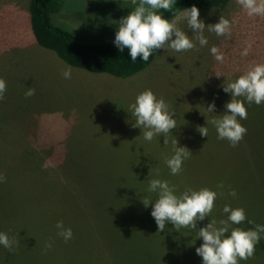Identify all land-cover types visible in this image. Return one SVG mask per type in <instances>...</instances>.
I'll return each mask as SVG.
<instances>
[{
    "label": "rangeland",
    "instance_id": "obj_1",
    "mask_svg": "<svg viewBox=\"0 0 264 264\" xmlns=\"http://www.w3.org/2000/svg\"><path fill=\"white\" fill-rule=\"evenodd\" d=\"M83 1L86 5L90 0H73L72 10H66L59 22L73 26L79 36L88 32L111 41L120 19L134 8L131 0H93L86 5L93 6L90 12L103 6L105 15L87 31ZM28 2L0 0V78L7 85L0 101V175L6 177L0 183V232L19 241L14 252L0 245V264H19L13 255L18 250L25 256L22 264H112V255L116 264H203L196 254L203 243L199 229L211 219L217 224L227 219L225 205L247 212L246 221L232 228H254L249 220L264 225V107L257 108L256 119L240 121L247 134L236 147L226 139L224 147L211 144L218 136L211 120L221 105L215 104L213 113L206 110L212 103L209 94L217 95L215 100L221 95L231 99L222 85L253 65L264 64V16H249L237 0L200 11L206 26L218 23L221 15L234 21L231 35L217 36L205 29L206 46L197 43L183 52L166 46L150 67L117 77L69 65L37 44L29 29ZM178 26L192 35L183 18ZM249 44L248 55H242ZM213 46L223 53L222 63L212 55ZM69 66L71 78L65 79L63 72ZM30 87L35 95L26 98ZM149 89L175 111L177 126L167 135V145L163 135L149 142L141 128L132 126L136 118L130 105ZM199 127L208 128V137L200 134ZM175 139L193 153L178 175H172L166 164L174 155ZM122 170L124 174L115 180L113 172ZM135 170L146 175L138 191L126 183L136 181ZM152 179L169 181L177 194L205 187L219 191L216 186L223 183L224 195L217 197L210 216L197 221L196 229L177 232L168 224L157 233L153 205L146 208L142 202L158 199V193L148 191ZM233 189L235 197L229 195ZM60 220L73 230L68 242L57 235ZM118 221L127 224L124 235L105 252L94 241L113 239ZM49 243L52 247L45 251ZM102 252L105 262L99 257ZM238 264H264V234L254 257Z\"/></svg>",
    "mask_w": 264,
    "mask_h": 264
},
{
    "label": "clouds",
    "instance_id": "obj_2",
    "mask_svg": "<svg viewBox=\"0 0 264 264\" xmlns=\"http://www.w3.org/2000/svg\"><path fill=\"white\" fill-rule=\"evenodd\" d=\"M131 3L135 7L120 19L114 44L121 52L127 48L133 61L142 56L143 61L147 62L154 51L165 49L166 46L176 52L192 50L197 43L204 47L208 44L204 35L205 29L217 36L231 35L234 21L221 15L218 23L206 26L200 19V10L195 5L184 9L182 15L173 13L172 18L168 19L161 10L172 11L176 0H131ZM237 3L249 16H264V0H237ZM182 18L186 20L192 35L178 26ZM250 49L251 44L244 49L242 55L247 56ZM211 53L217 61H224V55L217 46L211 48ZM71 73L72 68L69 66L63 72L64 78L70 79ZM222 87L224 92L231 93V100L226 103L223 114L219 118L214 117L211 123L218 133V139H226L232 147H236L247 134V128L240 123L248 116L245 102L248 106L253 102L258 106L264 103V64L253 65L238 79L229 81ZM6 91V81L0 78V101L5 99ZM33 95L35 89L28 88L25 97ZM215 109V102L206 107L208 113L215 112ZM130 111L136 118L132 126L142 129L145 140L150 142L154 137L163 135L164 144L167 145V135L176 128L177 121L173 118L175 111L171 110L164 98H158L150 89L145 90L130 105ZM198 131L202 136L208 137L207 127H199ZM172 144L174 155L166 160V164L172 175H178L182 171L183 162L193 153L187 147L178 146L177 139L173 140ZM2 182H6V177L0 175V183ZM216 187L219 191L205 187L200 190L187 189L177 194L176 186L170 185L169 181L152 179L148 191L158 193V199H142V202L146 208L153 205L151 215L158 226L157 233L164 232L168 224H172L177 232L182 228L196 229L197 221L210 216L215 200L224 195L223 183ZM229 195L235 197V189L231 190ZM223 212L228 214L227 219L220 220L218 224L211 219L206 227L199 229V238L203 239V243L196 248V254L202 257L203 264H238L239 260L253 258L256 246L264 234V225L255 224V221L251 220L248 223L254 224V228L245 230L242 227H231L246 221L245 208L225 205ZM55 227L58 230L57 235L65 242L73 238V230L66 228L62 220L58 221ZM0 245L14 252L19 241L5 232H0ZM51 247V243L47 244L45 251Z\"/></svg>",
    "mask_w": 264,
    "mask_h": 264
},
{
    "label": "trees",
    "instance_id": "obj_3",
    "mask_svg": "<svg viewBox=\"0 0 264 264\" xmlns=\"http://www.w3.org/2000/svg\"><path fill=\"white\" fill-rule=\"evenodd\" d=\"M105 1L109 2L107 0ZM231 2L232 0H176V4L173 6L172 11L161 10V12L165 18L171 19L173 13L178 14L184 9L191 8L193 5L205 13L227 6ZM72 3L73 0H29V29L32 38L35 39L37 44L53 50L64 62L69 65L83 68L90 72H105L117 77H130L135 75L138 72L143 71L145 68L150 67L152 62L157 60L161 49H158L156 52L154 51L147 62L143 61L142 56L137 57L136 61H133L129 54V50L125 48L124 51L121 52L115 46L114 41L106 40L105 38L97 35L91 36L88 32L82 33L81 36H79V32L73 26L65 24L64 21L62 23L59 22L61 20L60 16L67 13L66 10H72ZM87 4H93V0H90ZM86 5L83 1L82 7L86 10V14H83L82 20L85 29L87 31H92L95 28L96 22L102 18L105 13L103 12V6L97 7L94 12H90L93 6ZM209 95L211 97V101L215 102L216 105H221V107H225L226 103L231 100H224V95H221L218 97V100H215L217 95ZM245 106L248 111L247 118L249 117L254 120L258 117V113H256L257 108L264 107V103L258 106L253 102L251 106H248L245 102ZM221 107L218 110V117L225 111L224 107L223 111H221ZM217 116L215 117L218 118ZM214 143L224 147L223 140L218 139L217 135L213 136L211 144ZM213 154L214 151L211 152L210 159L214 158ZM212 165H216V161H213ZM120 174H124V170L114 171L112 177L116 180ZM142 175L144 178L146 177L144 172H138L135 170L136 181L126 182L129 183L128 186L132 187L133 191H138V189L143 188ZM126 226L127 224L123 221L114 223V228L117 229L115 237L113 239H111L113 236L109 237L107 240L103 237V240H100L99 242L94 241V244L100 245V247L104 248L106 252L109 245L115 246L119 239L122 238L124 235L122 232ZM88 228H90L89 223ZM102 243H104V245H102ZM119 244L120 243H118V245ZM103 252L99 254V257L103 262H105L106 260ZM21 254L20 250H18L17 253H13V255L16 256L15 263L22 264L24 262L25 256H22ZM81 256H83V259H89V257H86L84 254ZM112 259V264H116V262H114L115 258L113 255Z\"/></svg>",
    "mask_w": 264,
    "mask_h": 264
},
{
    "label": "bare ground",
    "instance_id": "obj_4",
    "mask_svg": "<svg viewBox=\"0 0 264 264\" xmlns=\"http://www.w3.org/2000/svg\"><path fill=\"white\" fill-rule=\"evenodd\" d=\"M43 113V112H42ZM120 128H121V126H120ZM98 142V141H97ZM99 143V142H98ZM104 149H106L105 147H104ZM105 151V150H104ZM107 151V150H106ZM101 161V160H100ZM102 167V166H101ZM102 186V185H101ZM95 187V186H94ZM105 189V188H104ZM98 191V190H97ZM104 211V210H103ZM98 229V228H97ZM93 231V230H92ZM94 237V236H93ZM261 257V256H260ZM254 261H255V259H254ZM259 261V260H258ZM67 262V261H66Z\"/></svg>",
    "mask_w": 264,
    "mask_h": 264
}]
</instances>
